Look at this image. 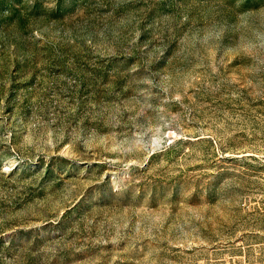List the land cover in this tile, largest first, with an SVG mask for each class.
Listing matches in <instances>:
<instances>
[{
    "label": "rangeland",
    "instance_id": "374dc122",
    "mask_svg": "<svg viewBox=\"0 0 264 264\" xmlns=\"http://www.w3.org/2000/svg\"><path fill=\"white\" fill-rule=\"evenodd\" d=\"M0 264H264V0H0Z\"/></svg>",
    "mask_w": 264,
    "mask_h": 264
}]
</instances>
